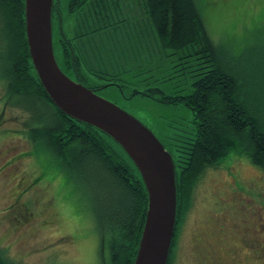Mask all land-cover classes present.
<instances>
[{
  "label": "rangeland",
  "instance_id": "obj_1",
  "mask_svg": "<svg viewBox=\"0 0 264 264\" xmlns=\"http://www.w3.org/2000/svg\"><path fill=\"white\" fill-rule=\"evenodd\" d=\"M140 1L110 2L109 17L129 20L111 22L116 33L109 52L90 71L81 70L82 79L62 61L55 19L54 54L66 75L84 86H97V95L139 119L174 154L175 140L193 133V113L180 100L158 98L189 92L198 54L187 56L191 49L161 46ZM195 1L213 45L227 53L221 58H229V49L236 56L244 51L237 62L244 71L254 67L262 57L257 50L264 43V0ZM67 5L68 0H59L65 20ZM258 71L246 79L251 83ZM4 87L0 80V251L17 264H102L88 192H81L48 152L29 139L26 114L1 97ZM247 98L264 102V97ZM226 225L236 227L231 242L224 240ZM107 256L105 248V261ZM171 264H264V170L246 155L230 150L221 163L201 174Z\"/></svg>",
  "mask_w": 264,
  "mask_h": 264
},
{
  "label": "trees",
  "instance_id": "obj_2",
  "mask_svg": "<svg viewBox=\"0 0 264 264\" xmlns=\"http://www.w3.org/2000/svg\"><path fill=\"white\" fill-rule=\"evenodd\" d=\"M111 1L68 0L65 20L59 0H53L52 36L55 19L62 61L76 79H82L81 70L90 71L103 52H109L116 33L111 22L129 20L108 16ZM139 7L146 10L161 46L191 49L186 55L198 54L195 60H199L187 94L158 98L182 101L191 109L194 123L192 135L186 133L184 139L175 140L174 154L170 152L177 190L175 230L167 260L171 264L179 228L201 174L221 163L230 150L246 155L264 170V102L257 104L247 98L264 97V43L257 50L262 55L260 61L244 71L242 62L236 60L244 51L236 56L229 49V58H221L227 53L218 52L213 45L195 0H141ZM256 69L258 74L250 83L246 77ZM0 75L9 104L26 114L29 139L48 152L81 192H88L102 264H133L147 209L143 180L118 144L94 127L68 117L47 97L28 52L24 0H0ZM0 264L17 263L0 251Z\"/></svg>",
  "mask_w": 264,
  "mask_h": 264
},
{
  "label": "water",
  "instance_id": "obj_3",
  "mask_svg": "<svg viewBox=\"0 0 264 264\" xmlns=\"http://www.w3.org/2000/svg\"><path fill=\"white\" fill-rule=\"evenodd\" d=\"M53 0H24L25 33L33 70L51 102L65 115L111 138L137 168L147 209L133 264H167L175 230V163L158 137L139 119L59 67L52 36Z\"/></svg>",
  "mask_w": 264,
  "mask_h": 264
},
{
  "label": "flooded vegetation",
  "instance_id": "obj_4",
  "mask_svg": "<svg viewBox=\"0 0 264 264\" xmlns=\"http://www.w3.org/2000/svg\"><path fill=\"white\" fill-rule=\"evenodd\" d=\"M0 80H2V79H0ZM2 82H3V84H4V81H3V80H2ZM80 82H81V81H80ZM87 87H88V88H91L94 92L98 89V87H97V86H94V85H87ZM4 89H5V87H4ZM1 97H5V101H6V102L9 101V97H7L6 94H2ZM12 97H18V96H12ZM47 97H48V96H47ZM115 104L118 105V103H116V102H115ZM120 107H121V106H120ZM235 229H236L235 226H231V227H230L229 225H226L224 231H225V236H228V237H225L224 240H228V239H229L230 242L233 241V240L235 239V235H236V234H233L232 232H233V230H235ZM224 231H223V232H224ZM228 231H231L229 235L227 234ZM245 241H246V240H245ZM233 247H234V251H232V250H231V251L235 253V250L237 249V245L235 244V245H233ZM232 252H231V253H232Z\"/></svg>",
  "mask_w": 264,
  "mask_h": 264
}]
</instances>
